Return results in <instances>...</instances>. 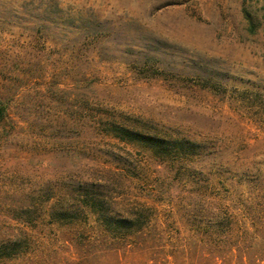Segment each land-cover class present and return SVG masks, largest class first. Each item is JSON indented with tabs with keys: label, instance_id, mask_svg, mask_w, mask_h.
Listing matches in <instances>:
<instances>
[{
	"label": "rangeland",
	"instance_id": "rangeland-1",
	"mask_svg": "<svg viewBox=\"0 0 264 264\" xmlns=\"http://www.w3.org/2000/svg\"><path fill=\"white\" fill-rule=\"evenodd\" d=\"M0 102V264H264L263 0H0ZM83 181L143 229L49 220Z\"/></svg>",
	"mask_w": 264,
	"mask_h": 264
},
{
	"label": "trees",
	"instance_id": "trees-1",
	"mask_svg": "<svg viewBox=\"0 0 264 264\" xmlns=\"http://www.w3.org/2000/svg\"><path fill=\"white\" fill-rule=\"evenodd\" d=\"M7 115L6 104L0 102V122L5 120ZM110 134L125 145L145 149L153 157L163 161L180 162L187 158L188 152L194 147L189 141L171 140L146 133L136 127L130 128L116 123L111 126ZM98 187L93 181H83L74 190L60 192L48 209L47 218L64 225L89 213L96 218L105 233L121 239H127L143 229L141 212L124 214L114 203L110 204L109 200L97 194ZM16 255L15 237L0 242V259L14 258Z\"/></svg>",
	"mask_w": 264,
	"mask_h": 264
}]
</instances>
